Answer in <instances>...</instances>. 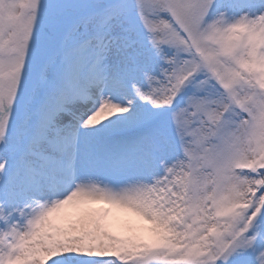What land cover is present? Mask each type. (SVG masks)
<instances>
[{
    "label": "snow or ice",
    "instance_id": "obj_1",
    "mask_svg": "<svg viewBox=\"0 0 264 264\" xmlns=\"http://www.w3.org/2000/svg\"><path fill=\"white\" fill-rule=\"evenodd\" d=\"M0 264H264V0H0Z\"/></svg>",
    "mask_w": 264,
    "mask_h": 264
}]
</instances>
